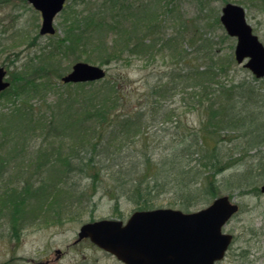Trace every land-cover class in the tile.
Listing matches in <instances>:
<instances>
[{
	"label": "trees",
	"instance_id": "trees-1",
	"mask_svg": "<svg viewBox=\"0 0 264 264\" xmlns=\"http://www.w3.org/2000/svg\"><path fill=\"white\" fill-rule=\"evenodd\" d=\"M160 1L74 0L64 9L63 37H52L44 49L27 55L9 74L15 82L11 80L9 89L0 94L7 104L0 106L4 213L17 216L36 207L39 213L44 210L45 220L59 221L61 213L49 202L57 196L55 202L64 203L59 198L63 193L81 200L89 191L81 190L80 183L88 181L95 186L105 181L114 200L140 201L141 210L152 208L148 202L155 195H170L188 210L202 199L209 204L219 197L215 179L235 166L234 154L251 151L259 155L255 164L231 174L226 182L244 191L257 180L254 175L264 179V79H230L234 58L216 57L207 38L196 50H211L202 58H190L182 46L185 27L181 22L178 30L165 32L164 25L174 20L175 13L174 9L165 12ZM156 46L158 53H170L174 59L170 80L179 85L190 82L187 87L194 101L190 108H197L202 116L198 127L189 128L181 120H170L168 126L151 118L145 95L136 99L143 101L142 106L129 112L126 107L134 94L126 90L128 78L121 72L85 84L58 82L59 91L52 90L51 77L62 76L54 69L68 54L75 61L128 67L141 56L140 49H148L152 56ZM14 56L12 64L19 61ZM158 90V85L151 88L153 99L158 100ZM51 93L53 102L48 100ZM31 155L35 157L30 159Z\"/></svg>",
	"mask_w": 264,
	"mask_h": 264
},
{
	"label": "rangeland",
	"instance_id": "rangeland-1",
	"mask_svg": "<svg viewBox=\"0 0 264 264\" xmlns=\"http://www.w3.org/2000/svg\"><path fill=\"white\" fill-rule=\"evenodd\" d=\"M2 1L3 5L0 6V66L7 69L8 81L11 83L13 77L9 74L15 72L14 68L27 55L32 57L38 54L49 44L52 37H63L62 24L67 15L64 9L67 6L71 7L74 0H69L63 12L54 19L57 33L52 37L40 35L41 15L26 0ZM160 2L165 12L168 9H174L175 13L174 20L170 18L164 25L165 32L172 33L180 27L181 22L182 27H185L184 32L181 30L184 37L182 46L190 58L195 55L202 58L204 53L209 51V47H205L201 53L196 50L200 41L207 38L212 41V50H210L213 54H217L216 57H222L223 61H230L231 58L235 60L236 38L228 36L223 25L215 21L216 18L220 19L221 8L226 3H234L244 8L247 24L251 26L253 34L257 35L260 43L264 45V0H169L170 5L163 4L164 0ZM162 17L165 18V15ZM172 21L175 23L172 24ZM194 40L197 41L196 44H193ZM157 48L156 46L152 56L148 49H140L141 56L131 66L123 67L124 63H113L104 68L108 70V74L113 76L119 72L127 76L126 90L132 89L134 94V100L126 107L129 112L142 106L143 101L138 103L136 99L143 98L145 95L147 96V111L151 118L162 119L160 122L168 126H171L170 120L172 122L181 120L189 128L198 127L202 116L197 108H190V104H194L193 99L190 98L192 90L187 87L190 82L179 85L178 81L170 80V75L174 73L170 70L171 67L174 70V59L170 53H158ZM15 54L18 55L19 61L12 64L11 59L15 58ZM81 57L85 59L86 54ZM61 60L59 67L54 71L58 70L63 77L72 69L76 61L75 57L69 54ZM232 66L234 69L228 75L230 79L239 82L245 80L246 77L253 78L249 71L246 73V69L241 64L235 63ZM51 78L54 86L52 90L59 91L57 84L61 78L57 79L55 73ZM12 81L15 82V80ZM259 84L260 82H256V85ZM156 85L159 87L158 100L151 97V88ZM69 90L71 92L72 88ZM48 97L50 102L55 100L52 93L48 94ZM37 100L41 102L38 98H34V101ZM5 104V99L1 97L0 106ZM253 153L251 151L245 155L243 153L242 155L234 154L232 158L237 160L235 166L225 175L215 179L218 182V195L231 198L240 207L238 213L224 226L223 231L232 235L234 239L231 250L218 264H264V193L259 191L264 179L259 181V175H254L257 180L252 182L250 190L244 191L230 187L226 182L231 174L237 175L242 169L255 164L259 155H253ZM32 157L35 156H29L30 159H33ZM80 186L81 190L86 187L85 190L88 188L89 191L81 200L77 195L63 193L59 198L66 200L64 203L55 202L57 196L49 202L57 212L61 213L62 217L59 221L45 220L42 214L44 210L39 213L36 207L17 216H11L8 212L4 213L0 207V264H28L26 262L41 260H49L47 264H122L110 254L90 244L88 240L75 243L77 233L82 224L92 221L115 219L126 222L131 214L136 210H141L139 205L142 202L130 203L122 199L114 200L112 195L107 193L105 181L96 186L89 181L82 182ZM153 198H155L153 201L148 202L153 203L152 208L145 207L146 210L171 208L188 213L199 211L209 205L202 199L185 210L170 195H155ZM141 207L143 208V205ZM71 210L74 214L68 216ZM56 251H59L61 255L55 253Z\"/></svg>",
	"mask_w": 264,
	"mask_h": 264
},
{
	"label": "water",
	"instance_id": "water-1",
	"mask_svg": "<svg viewBox=\"0 0 264 264\" xmlns=\"http://www.w3.org/2000/svg\"><path fill=\"white\" fill-rule=\"evenodd\" d=\"M66 1L27 0L41 12L40 34L56 33L53 20L62 12ZM221 14L220 23L227 35L236 38V62L263 79L264 45L247 24L244 8L229 3L221 9ZM6 74L5 68L0 67V93L10 85ZM105 77L102 67L77 62L64 75L62 83L97 82ZM261 193H264V184ZM238 210L239 205L233 200L221 196L196 212L184 213L171 208L135 211L125 224L109 219L83 224L77 242L89 238L123 264H216L222 261L233 239L223 232V226Z\"/></svg>",
	"mask_w": 264,
	"mask_h": 264
},
{
	"label": "flooded vegetation",
	"instance_id": "flooded-vegetation-1",
	"mask_svg": "<svg viewBox=\"0 0 264 264\" xmlns=\"http://www.w3.org/2000/svg\"><path fill=\"white\" fill-rule=\"evenodd\" d=\"M26 2H27V0H26ZM28 4H29V2H28ZM40 15H41V13H40ZM232 243H233V242H232ZM232 243H231L230 246L228 247L229 249H228V251L226 252L225 255H227L228 252L231 250ZM55 253H56V252H55ZM58 255L60 256L61 253H59ZM224 257H225V256H224ZM26 263H28V264H47V263H49V260H41V261H39V262L30 261V262H26ZM9 264H14V263H9Z\"/></svg>",
	"mask_w": 264,
	"mask_h": 264
}]
</instances>
